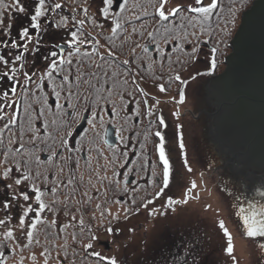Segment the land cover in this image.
Listing matches in <instances>:
<instances>
[{"label": "rangeland", "instance_id": "1", "mask_svg": "<svg viewBox=\"0 0 264 264\" xmlns=\"http://www.w3.org/2000/svg\"><path fill=\"white\" fill-rule=\"evenodd\" d=\"M91 2H93V0H89V3ZM176 2L177 0H172V3ZM183 2L192 4V6H197L194 0H183ZM210 2L211 0H204L205 5ZM20 3L25 7L24 13H15L14 10H6V15L4 17L5 24L10 25V27L7 29L0 27V39L3 44L5 41L9 42L15 35L14 28L17 25L18 19L24 20L27 13H31V0H20ZM98 6H100L99 0L92 3V8L94 9L92 12L97 13ZM167 7L168 6H166V9ZM228 12L229 14L231 13L230 6ZM243 14H240L239 17L237 16L236 26L238 29ZM233 18L235 19V16H233ZM233 18L232 16L230 17V19L234 20ZM101 24L102 21H99L96 17L93 20L91 28L96 29L95 31L98 34L101 33L102 30L106 32V34L109 33L111 28L105 29L104 27H100ZM25 27H29V25H23L21 30ZM53 29L55 30V26L54 28H43V44L45 49H47V51L49 50V55L45 57H48V59L43 58L40 66L32 68L30 64L34 62L36 56L31 53V56L28 57L29 60H27L26 57V63L24 64L25 61L22 62L25 65L24 67H26L25 71L28 72L29 75H32V73L43 75L45 66L50 64L52 59H58L60 56V46H67L69 50V46L66 43V41H68L65 35L66 32L57 29L56 31L59 33L55 34L52 33ZM47 31H50L49 36H46ZM234 34L235 28H231L227 37L228 41L225 39L222 44L216 41V44H220L219 48L221 49L219 57L221 55L224 56L225 51H222V48L226 46L227 42H229L228 46L230 47L231 41L235 36ZM232 35L234 36L232 37ZM56 36H61L62 39L53 41L54 38L57 39ZM35 38L36 37H33V39ZM20 42L23 41L21 40ZM100 42L102 43V41ZM104 47L103 50L106 55L104 60L108 61L109 56L107 52L109 50L106 46ZM151 47L153 46H150V48ZM82 49L87 50L89 48L83 45ZM229 49H231V47ZM0 50L3 53L5 51L3 47H0ZM68 50L63 52L64 56H66ZM53 51L58 53L55 58L50 56V53ZM153 51L154 47L150 52ZM188 52H190V50ZM226 52L228 54L229 50L227 49ZM0 55L2 54L0 53ZM210 56L211 49L205 44L201 49V59L195 64L187 66L188 68H183V70L178 73L182 80L187 81L186 85H183V92L185 95L183 104L177 103L180 98L178 91L182 89L180 81L175 83L172 80L174 85L169 86L170 90L161 93L157 85L146 84L139 79L140 77L138 78L141 88L144 89L143 95L147 93V95L144 96L148 101V106H152L154 113L158 114V116L163 115L169 125L166 130V138H168L171 143L170 161L173 164L174 175L181 177L182 183H177L174 180L170 183L169 188L165 190L164 196H161L153 204L149 205L147 209L140 207L139 212L133 211V214H129L127 219H125V213L122 212L124 211L122 209H133V204L123 199H119L121 201L119 203L116 201L110 202L109 206H104L93 212V216L98 219L97 224L100 226L98 232H95V235H97L99 239L92 241L94 250L109 257L116 256L120 264H232L231 258L224 252L226 237H224L222 230L219 229L220 220L225 222V226L233 235L234 255L238 264H264V251L259 247L260 244H264V237H246L242 218L237 215L241 208L245 209V214H251V212L259 211L260 208L264 206V195H262V193H264V182L235 172L227 167L214 143L209 127V111L206 102L207 88L211 80L223 73L225 70V61H223L224 66L219 65V75H215V73H212ZM65 58H67V56ZM72 59L73 64H76L83 58L73 56ZM93 59L95 62L100 60L98 57ZM219 59L220 58H218V60ZM119 62L124 67L121 58H119ZM22 63H19V65L21 66ZM4 70L5 69L0 67V73L5 72ZM17 70V77L20 84L17 86L16 96L13 97L9 95V97L17 101L19 109L18 102L23 95L22 93L27 89L34 88L39 81L37 80V76H33L30 86L29 84L26 85L23 76L24 69L17 68ZM125 70L126 72H129V70L132 71L128 65H125ZM170 72L171 71L166 72V75H172ZM197 73L201 74L197 75ZM53 75L55 80L59 83L61 81V76H57L56 74ZM192 76L196 77L195 80L192 79ZM166 78L168 77L166 76ZM4 80L5 78L0 80V101H2L3 91H7ZM46 81L48 80L46 79ZM43 83L48 90V96L43 97V99H47V104L41 103L42 106L45 107L48 103L50 105V103L53 102L52 97L55 96V94L52 91L53 85L50 81L48 83L43 81ZM168 83L169 81L166 80L165 84ZM48 84L51 85V87H49ZM119 92H121V94H119ZM132 93L133 98L138 94L131 84L127 86L124 82H122V85L117 90L113 88L111 100L108 102L102 100L105 103L100 101L102 102L100 104L101 107L95 109V111H99V113L104 116L105 123H107L104 132H102L101 128L100 134L97 132L95 137L91 135L90 131L84 132L82 141L84 140L85 143L101 144L103 148H105L103 137L105 136L109 124L121 128L126 125L127 121L133 124V119L137 118L136 115H131L130 113L132 111L127 113L125 110L127 108L126 105L124 107V112H121V109H119L121 105L125 104L124 100L126 96H131ZM104 96H107V93L106 95L104 94ZM173 97H175V99H173ZM62 98H64V93L61 92L60 101L64 102ZM113 101L115 102L116 112H118L119 115L111 112L112 116H110L107 111L112 109ZM157 101H159V104L156 103ZM6 103L7 102H0V107H3ZM130 106L133 108V105H129L128 109ZM15 110L16 106H13V108L5 107L4 113L11 116ZM176 112H179V118L174 115ZM67 113L69 114V112ZM84 113H86V111L80 113L81 118L78 119L77 122H81ZM145 117L144 115L143 118L145 119ZM96 123H99L98 118ZM178 125L182 126V128H178ZM181 131L185 144L183 150L179 148V133ZM101 138L103 139L101 140ZM44 140L47 144L53 143L52 139L50 141L49 139ZM43 144L46 145L45 143ZM7 145L11 146L12 144H9L8 141ZM7 145L3 143L0 144V172L4 170L5 154H7L8 160L12 161V163L8 164L9 167H13L16 160H21L20 156L14 154L12 148L8 150V153L5 152ZM185 153L188 166L192 168V172H188L187 168L184 166ZM41 164L42 162L39 160L35 168V170L38 169L36 173L32 170L33 176L37 173L41 174L40 179L36 180V184L40 187L41 191L46 193L45 197H47L46 201L49 205L40 213V218L42 221L48 219L57 224H63L64 231L63 235L60 237L62 241L65 240V246H68V249L63 246L61 242H58L57 238H52L51 231H48L41 224L38 225L34 232L32 243L30 245L28 244L26 233L32 231L30 224L35 219L36 213H29L27 217H24L26 226L23 230L19 227V219L23 216V210L26 209L28 205H31L33 209H38L39 207L38 203L35 201L34 194H32L31 182H29L26 189L31 195V199L28 202H24L22 199L13 200L11 190L6 189L3 184H0V220H5V224L0 225V243L5 242L4 244H6L8 242L7 249L11 251L9 255L12 261L15 259L20 260L21 257H23L24 263L27 264H43L45 258H47L48 264H54V262L57 264H62V262L63 264H99L97 258L91 255L92 250H88L84 247V245L89 242L91 236L94 235H89L87 233L86 219H83L84 225L81 227L80 224L73 219H68L64 215L53 213L54 210H57V208H55L57 202L60 203V206L63 204L62 199L64 196H60L61 193L59 195L60 191H57L56 195L51 193L52 180L49 179L44 183V177L45 175L49 177L50 174H53L55 171L49 168L46 172L47 169L42 170L43 168H40ZM128 165L129 161L120 172H123L119 180L120 186L122 187L124 181L130 186L129 192H133L136 189L142 191V188L146 187L149 190L145 191V194L151 195L152 197L150 199H152L153 193L157 187L160 186L159 183L161 181L153 185L150 179H148L147 182L143 183L142 181L144 180H142V178L141 181L138 180L141 176L140 170L142 169L138 167L135 169L131 168L130 170L125 169ZM47 166L49 167V165ZM39 169L41 170L39 171ZM160 170L161 169H159L158 173H160ZM13 176L14 178L19 176V174L15 172V169ZM128 181L131 182L129 183ZM155 181H158V178H155ZM192 181H195L197 184L196 189H194L192 193L195 199L189 200L187 204L181 203L175 207L174 211L168 209L165 206L167 197L172 196L174 199L183 200L185 189L191 187ZM7 182L10 183L11 180ZM137 182L142 183L137 185ZM141 185H145V187H141ZM23 187V185L17 187L16 191L19 192ZM150 199L147 197L142 203ZM6 201L11 205L9 209L4 208V203ZM101 201L109 203L107 200ZM120 203L123 204V207ZM142 203H140V205ZM209 205L211 207H208ZM63 206L62 208L68 213L69 209L67 210ZM153 209L157 210L159 214L156 216L150 215L149 213ZM101 213H103V215H101ZM117 215L120 217L119 220L114 218ZM109 227L113 229L112 233L106 231ZM9 229H12L14 232L13 239L6 238V232ZM33 255L36 256L35 261L32 260Z\"/></svg>", "mask_w": 264, "mask_h": 264}, {"label": "trees", "instance_id": "2", "mask_svg": "<svg viewBox=\"0 0 264 264\" xmlns=\"http://www.w3.org/2000/svg\"><path fill=\"white\" fill-rule=\"evenodd\" d=\"M12 1L13 0H5L6 3H10ZM254 1L255 0H217L218 7L214 11L211 21L204 23L203 26L197 23L195 28H193L191 25H187V22H184L186 28H181L178 17L170 18L169 21H160L154 15V9L151 6L150 0H127L126 5L124 4V0H114L113 8L110 11L116 17V19L120 20L122 28L120 30H117L116 34L113 35L111 31V29L115 27V20L113 19V16L110 15L107 19H105L98 11L99 7L103 6L101 4L97 7V13L92 12V10H94L92 8L93 2L89 3V0H55V2L61 3L63 6L62 9L57 10L56 13H52L50 11L48 0H46V7L49 8L48 15L40 19L41 29L37 31L36 29L31 28L30 18L31 15H34L35 7L38 5L39 0H31V13H27V15L24 17V20L18 19L17 25L14 28L15 35L8 42V44L10 45L13 40L19 43L21 41L19 34L23 31L21 30V27L28 24V28H31L29 31V35L32 38H36L33 39V43L29 44V52L25 53L24 56L25 59L27 57V60H29L28 57L31 56V53L35 54L36 57L34 59V62L30 64V66L32 68L40 66V63H42L41 60L45 58V56L49 55V50L47 51L43 44V28H54L55 26V30L53 29L52 33L58 34L59 32L56 31L57 29L59 31L63 30L64 32H66V38L69 40L70 33L72 31H77L78 29H80V26L78 23H76V21L84 20L85 24L83 28L80 29V31L83 32L84 38L95 39L92 40L91 43L86 44V47L89 49H82V52H91L92 48L95 46L99 49V55L94 54L93 58H99V56L102 55L105 59L106 55L104 54L103 47L106 46L108 50L111 49L116 53L115 56H109L108 61L99 60L96 62L99 64H103V72H106L108 74V76L105 77L102 73H98L100 75V81H93V83L96 85V88L102 89L100 95H106L107 91H105V89L113 88V85H115L114 90H117L122 85V82L127 79V86L131 84L132 87L135 88V92H137L138 94L134 96V98L132 97L133 93L131 94V96H126L123 108L119 107V109H121V112H124V107L126 105V112L130 113L128 106L133 105V110L130 114L136 115L138 111L139 113H141L139 116L136 115V119H133V124H130V122L127 121L124 127H120L121 129L119 143L115 147L111 148L105 144V148H103V145L101 144H93L90 142L85 143L84 140L82 141L84 132L90 131L91 135L95 137L97 135V132L100 134L101 128L102 132H104L105 125L107 124L104 123V125L101 126L100 123L95 122L96 127L93 128L92 124L89 123V121L92 119L91 112L86 111L83 116H87V122L85 128L81 132L76 131V127L80 124L79 122H77L78 119L74 120V122H72V120L68 121L72 125V134L67 138L68 148H62L59 147L57 128L61 125L62 120L65 118L63 117V113L61 112V110L56 108V105L58 103L64 105L63 112H69V115H74V109L70 106L69 101L66 99L67 92L61 91L62 93H64V98H62L64 102H61L60 100L57 101L56 97L53 96V102L50 103V105L48 103V105H45V107L42 106L41 102H37L35 100L36 97H40L42 100L43 97L48 96V90L44 83V87L42 88H38L36 85L32 89H27V98L25 97L24 93H22L23 95L20 97L18 102L19 109L18 116L15 117L16 123H8V115L5 116L4 120H0V133H2V135H0V141H2L0 142V144L3 143L4 145H7L10 139L13 140L14 143H12L11 146L7 145L5 152L8 153V150L12 148L14 150V154L17 155L16 148L21 142H23L26 145V149L23 152V158L21 160L22 164L29 167L31 172L32 170H34V172L36 173L38 169L35 170V168L37 167L38 162L35 160V157L38 156L40 158V161L42 162V164L40 165V168H43L42 170L47 169V172L50 168L51 170L55 171L53 174H50L49 177L48 175H45V177H48L47 181L49 179L52 180L51 187L58 185L59 190L57 191H60L59 195L61 193L60 196H64V198L62 199L63 204L61 206L60 203L57 202L55 207L57 208V210H54V212L52 211L54 214L64 215L68 219L76 217V219L73 220L77 223H79L80 219H86L85 222L87 224V233L89 235H95V232H98V230L100 229V226L97 224L98 219L93 216V212L96 209L102 208L104 206H109L110 202L113 201L121 202L120 200L123 199L130 202L135 200L136 204H133V211H135V209L140 206V203H142L143 200H145L147 197H149V199L152 197L151 195L145 194V191L149 190L145 187V185H141V187H145L142 188V191L136 189L133 192H129L128 190L130 186H128L124 181L122 183V187L120 186V182H114L119 181L122 177L123 172H120L126 164L125 161L128 162L129 159H131V161L129 162L128 167L125 168L128 170H130L131 168L135 169L137 167L140 169L141 162H145L146 170H140L141 176L138 178L139 181H141L142 178V180H144L142 181L143 183L147 182L148 179H150V181L153 180V177L151 175L152 165H158L156 156L153 154V144L156 138L152 135H149L147 141H145V129L148 126L150 119L152 121L153 127H148V132L154 133L157 130L158 114L154 113L151 118H149L145 114L149 106L148 103H144L146 98L143 93L139 91V89L141 88L139 81L141 80L146 84H155L157 86L159 84H164L165 88L167 90H170L169 86L174 85L173 82L177 83V80L174 79L175 75L180 73L183 68H188L187 66H190L192 64L187 61L186 55V52L191 50L192 45L197 44V46L201 50L206 44V46H209L211 49L213 46L220 45L216 44V41L219 42L220 40L225 39L226 41H228L227 37L231 28H235V34L238 30L236 26L237 16L239 17L240 14L242 15L246 10H248ZM229 6L231 7L230 14L228 12ZM83 7L89 8L87 15H85V13L83 12ZM121 8H123L124 10L121 11ZM0 11L6 12V10ZM180 15H185V13L182 12ZM188 15L199 17V14L195 13H189ZM73 16L76 17V21L72 19ZM231 16L232 18L233 16H235V19H230ZM65 17H67L66 26L63 23ZM96 17L99 21H102L101 25H103L105 29L111 28L109 33L106 34V32H103L102 30L101 33L98 34L95 31L96 29L91 28V25H93V20ZM161 24H165L169 28H171V33L165 34L163 28L161 27ZM57 25L60 26L57 27ZM133 29H135V31H133ZM220 29H225V32L222 33ZM208 31H211L213 35L209 36L207 34ZM47 32L46 36H49L50 31ZM148 32H153L154 36H149ZM192 32H196L197 36H199L198 42L196 40V37H193L191 35ZM165 35H167V39L162 38ZM234 35H232V37ZM56 37L57 39L54 38V40H52L59 41L60 39H62L61 36ZM96 40L99 41L98 46L95 44ZM100 41H102V43ZM189 41H191L192 43H189ZM24 42L25 41L20 42V44H23ZM228 43L229 42H227L226 46L222 48V51H225L224 56L221 55L219 57L220 52L217 53V66L212 72L215 73V75H219V67L221 65L224 66L223 61L231 52ZM137 45L146 47L147 51H144L142 47H137ZM150 46L154 47L153 52L149 51ZM0 47H3L1 39ZM36 47L39 48L38 52L35 50ZM133 48H135L134 53L131 51ZM181 48L183 49L182 51L180 50ZM227 49L229 50L228 54L226 52ZM10 51L11 55L9 54ZM21 52H23L22 48L16 50H5L4 53L0 50V53L9 60L8 66H4L2 63H0V67L5 69L4 71H7V69L8 71H10L12 67L21 68L19 63H22L25 60H14V56L20 54ZM59 54L61 55L60 52ZM59 57L58 59H56L57 61H59ZM76 57H82L83 59L72 65L73 75L70 79L72 80L73 84L75 83L74 77L76 66L78 64L89 65L92 63L88 60L87 57H84L82 55ZM119 58H121L122 61L127 59L129 61L128 67H130L132 71L126 72L125 65L123 64L124 67L121 65V63L119 62ZM218 58L220 59L218 60ZM25 63L26 61L24 62V64ZM25 68L26 67H23V72H26ZM168 71H171L170 74L172 73V75H166V72ZM137 73H140V78L138 77L140 80L137 78ZM54 74L60 76L57 73ZM166 76L168 78H166ZM170 77H172L171 80ZM105 79L108 80L107 84H104ZM166 80L169 81L168 84H165ZM48 82L49 81H46L45 79V83ZM4 84L7 86V90H9L13 86V82L6 78L4 80ZM48 86L51 87V85L49 84ZM73 90L77 91V89L75 88ZM79 91L81 95H83L84 89H80ZM181 91H183V85L182 89H179L178 92L180 93ZM121 92H119V94H121ZM102 102L105 103L104 101ZM102 102H100V104ZM71 104L76 105L75 112H78L79 116L81 115L80 113L85 111L84 100L73 98ZM26 105H31V108H29L28 112L25 111ZM41 108L44 109L43 116H39L38 113ZM95 109L96 108L92 109V111H95ZM111 112V110L107 111L110 116H112ZM29 113L34 116H39V119H34L31 122L32 129H39V132L35 133V135H38L43 140L49 139L50 141L52 139V142L55 139L54 145L53 143H49L46 146L41 143L40 139H37L35 141V146L30 143V141L33 139L34 132L29 128ZM144 115L146 116L145 119L143 118ZM46 120L49 122V127L47 129H45L44 127V122ZM53 121H55V123H53ZM6 124L7 126H5ZM60 135H63V133H60ZM103 138H101V140ZM143 144H146L147 147L142 148L141 145ZM49 147L52 148V151L57 152V155L54 156L51 160H49ZM125 152L127 153L126 156L123 155V153ZM45 156L47 158L46 160L44 159ZM68 157L71 158L66 159ZM47 165H49V167ZM61 168L63 169L62 172L60 171ZM159 169L161 168L157 166V176L155 178H158V181L156 182L159 183V181H161L159 183V185L161 186L162 169L160 170V173H158ZM40 170L41 169H39V171ZM114 173L116 174L115 176L113 175ZM101 177L107 178L102 180ZM69 180L73 181L71 185L68 184ZM46 182L44 180V183ZM142 182H137V185H140ZM85 193H87V195H85ZM42 199L48 205L46 201L47 197L44 196V198ZM101 200H107L109 203L102 202ZM97 205H99L100 207H97ZM120 205L123 207L122 203H120ZM62 206L67 210L69 209L68 213L65 212ZM122 210H124V208ZM133 211L130 214H133ZM122 212L125 213V211ZM41 225H43L48 231H51L52 238H57V241L61 242L63 246L66 245L65 240L62 241L60 237L61 235H63L64 231V227L62 226L63 224L60 225L46 219L45 221H42ZM4 243H0V252L4 254V260L7 261V264H19V261L21 259H15L14 261H12L11 256L9 255V252L11 253V251L7 249L8 242L6 244ZM65 247L68 249V246ZM54 264L57 263L54 262Z\"/></svg>", "mask_w": 264, "mask_h": 264}, {"label": "snow or ice", "instance_id": "3", "mask_svg": "<svg viewBox=\"0 0 264 264\" xmlns=\"http://www.w3.org/2000/svg\"><path fill=\"white\" fill-rule=\"evenodd\" d=\"M96 0H93V3H95ZM100 4L103 5L102 7H99L98 11L101 13V15L107 19L110 15L113 16V19L115 20V27L111 29L113 35L116 34L117 30H120L122 28V24L119 19H116V17L111 13V9L113 8L114 5V0H99ZM151 6L154 9V15L160 20V21H169L170 18H179L180 21V26L181 28H186L185 23L187 22V25H191L193 28L196 27L197 23H199L201 26H203L204 23L211 21L212 16L214 11L218 7L217 0H211L210 3L207 5L204 4V0H194L195 5L197 6H192V4H186L183 2V0H177L176 3H172V0H150ZM49 6H50V11L52 13H56L57 10L62 9V4L55 2V0H48ZM124 4H127V0H124ZM166 6L167 9H166ZM0 10H14L15 13H24L25 12V7L21 5L20 0H13L11 4L6 3L5 0H0ZM124 9L121 8V11ZM49 8L46 7V0H39L38 5L35 7V12L34 15H31V28L36 29L39 31L41 29V24H40V19L42 17H45L48 15ZM75 11V9H74ZM89 8L88 7H83V12L85 15L88 14ZM182 12L185 13V15H180ZM189 13H195L199 14V17L197 16H191L188 15ZM6 12L0 11V27L7 29L10 27V25L5 24V17ZM72 19L76 21V17L73 16ZM64 25H67V17L64 18L63 21ZM76 23L79 24L80 29L83 28L85 21L84 20H78ZM95 23V21H94ZM60 25H57L59 27ZM100 27H103V25H100ZM161 27L164 30L165 34L171 33L172 29L169 28L165 24H161ZM78 29L77 31H72L70 33V39L66 41V43L69 46V51L67 54V58L63 54L60 55L59 61L57 62L56 59H52L50 61V64L45 66L44 69V74L43 75H38L37 73H32V75H29L28 72H23L24 76V81L25 84H30L32 83L33 76H37V80L40 82L37 84L38 88L44 87L43 81L47 79L50 81L53 85L52 91L55 94V97L57 101L60 100L61 98V91H66L67 92V97L66 99L69 101L70 106L74 109V115H69L68 113L63 112L64 105L62 104H57L56 108L60 109L61 112L63 113V117L65 119L62 120L61 125L57 128V137L59 139V147L62 148H68V137L72 134L71 133V123H69V120H72L74 122L75 119H80L81 117L78 115V112H75L76 110V105L71 104V101L73 98H78L81 100L85 101V111H90L92 120L89 121L90 124H92V127H96V120L97 118L99 119V123L101 126L104 125L105 120L104 116L97 111H92L94 108H100V101L104 100L105 102H108L111 100V97L113 95V88L115 85H113V88H108L105 89L107 91V96H102L100 95L102 89L96 88V85L93 83L95 80L96 82L100 81V75L98 73H102L105 77L108 76L106 72H103V64L96 63L95 60L93 59V55H99V49L98 47H93L91 52L84 51L82 52V46L89 44L94 40L95 38H89L85 39L83 32ZM135 31V29H133ZM220 31L223 33L225 32V29H220ZM207 34L209 36H212L213 33L211 31H208ZM20 39L22 41H25L23 44L18 43L17 41L13 40L11 44L9 45L7 41L4 42L3 48L5 50H16V49H23V52L20 54H17L14 56L15 61H23L25 60V53L29 52V44L33 43V38L29 35V28L25 27L22 32H20ZM149 36H154L153 32H148ZM191 35L193 37H196L197 42L199 41V36H197L196 32H192ZM163 39H167V35L162 37ZM38 43V41H37ZM189 43H192L189 41ZM218 43H224L223 40L219 41ZM95 44L98 46L99 41L96 40ZM137 47H142L144 51H147V48L142 46V45H137ZM35 50L38 52L39 48L36 47ZM181 51L183 50L182 48L180 49ZM133 53L135 52V48L131 50ZM63 50H61V53ZM221 52V49L219 46H213L211 48V69L215 70L217 66V53ZM11 55V51L9 52ZM58 53L56 51H53L50 53V56L55 58L57 57ZM84 56L87 57L88 60L92 61L91 64L89 65H83V64H78L75 68V83L73 84L72 80L70 77L73 75V56ZM108 56H115L116 53L109 49L107 52ZM187 61L195 64L198 60L201 59V50L197 46V44H193L191 47L190 52L187 54ZM45 59H48V57H45ZM99 59L101 61L104 60V56H99ZM0 63H2L4 66L9 65V60L5 58L4 55H0ZM124 65H128L129 61L127 59L123 60L122 62ZM25 65L22 63L21 68H23ZM86 69V70H85ZM17 68L12 67L10 71H5L3 73H0V80H3L4 78H7L13 82V86L7 90L3 91L2 95V101L0 102H7L4 104L3 107H0V120H4L6 113H4V108H13V106H16V110L13 112L11 116H8V123L15 124L16 119L15 117L18 116V105L17 101L15 99H10L9 93L12 94L13 97L16 96L17 94V86L20 84V81L17 77ZM130 72V70H129ZM54 73H57L61 76V81L58 83L55 78H54ZM201 73H197V75H200ZM140 76V73H137V78ZM195 76H192V79L195 80ZM135 79V78H134ZM172 78L170 77V80ZM175 80L180 81L182 85H186L187 81L182 80L181 76L179 74L175 75L174 77ZM108 80H104V84H107ZM125 84L128 83V80L126 79L124 81ZM77 89V91H74L73 89ZM159 91L161 93H164L167 91L165 88L164 84H159L158 85ZM59 89V90H58ZM80 89H84L83 95L80 93ZM94 90V93H93ZM140 92H144L143 88L139 89ZM25 97L27 98L28 92L25 90L24 92ZM94 95V98H93ZM146 96L147 93H144ZM179 100L177 103L183 104L185 101V95L184 92L181 91L179 93ZM175 99V97H173ZM35 100L37 102H41L42 104H47V99L44 98L41 100L40 97H36ZM144 103H147L145 100ZM159 104V101L156 102ZM113 106L111 111L114 112L115 114L119 115L118 112H116L115 108V102H112ZM123 108V105H121ZM29 108H31V105H26L25 111L28 112ZM149 118H151L154 115L153 107L149 106L146 110L145 113ZM44 115V109L41 108L39 111V116ZM137 116L140 115L139 111L136 113ZM174 115L179 118V112L174 113ZM39 116H34L31 113H29V119H28V124L29 128L32 129V120L34 119H39ZM157 122H158V127L157 130L154 133L148 132L147 128L148 127H153L151 119L149 120V124L146 127V135H145V141H147V138L149 135H152L156 138L153 144V154L156 156L157 164L152 165V170H151V175L153 177V180L151 183L155 185V177L157 176V171L156 168L159 166L162 169L161 172V178H162V184L161 186H158V188L154 191L153 193V198L148 200L147 202L142 203L139 207L135 209L136 212H139L140 207H143L147 209L149 205L153 204L157 199H159L161 196H164L165 190L169 188L170 183H172L174 180L177 183H182V178L179 177L178 175H174L173 173V164L170 161V152H171V143L168 138H166V130L168 129L169 125L167 124L165 118L163 115H159L157 117ZM55 123V121H53ZM7 126V124L5 125ZM44 127L47 129L49 127V122L46 120L44 122ZM178 128H182V126H177ZM34 132L33 139L30 141V143L35 146V141L37 139L41 140V143H45L47 146V142L43 140L41 137L38 135H35V133L39 132V129H32ZM60 133H63V135H60ZM2 135V133H0ZM2 142V141H0ZM14 143L13 140H9V144ZM55 144V139L53 140V145ZM142 148L147 147L146 144L141 145ZM179 148L183 150L185 148L184 144V137L182 131L179 133ZM26 149V145L21 142L19 146L16 148V153L17 155L21 156V160L23 158V152ZM49 160H51L54 156L57 155V152L52 151V148L49 147ZM123 155H127V153H123ZM71 157H68L66 159H70ZM21 160H16L14 162L13 167H9L8 164L12 163V161L8 160L7 154H5V161H4V170L0 172V184H3L4 187L8 190H11L12 192V199L13 200H19L22 199L24 202H28L31 199V195L29 192L26 190L28 187L29 182L30 186L32 188V194L35 196V201L38 203L39 207L38 209H33L31 205H28L26 209L23 210V216L19 219V227L21 230H23L26 226V221L24 217H27L29 213L35 212V219L32 221L30 224V228L32 231H28L26 233L27 236V241L28 244L30 245L33 241L34 238V232L37 228V225L42 223V220L40 218V213H42L48 205L45 203V201L42 199V197L45 196V192L41 191L40 187L37 186L36 180L40 179V173H37L36 176L32 175V172L29 167L21 163ZM35 160L39 162L40 158L38 156L35 157ZM90 160V157H89ZM127 163V161H125ZM123 166V165H121ZM184 166L187 168L188 172H192V168L188 166V161H187V156L186 153L184 154ZM15 172L19 174L18 177L14 178L13 173ZM141 169L146 170L145 168V162H141ZM60 171L62 172L63 169L61 168ZM114 176L116 175L115 173L113 174ZM107 177H101V179H106ZM11 180L10 183L7 181ZM45 182L47 181V177H44ZM115 183H119V181H114ZM73 183L72 180L68 181V184L71 185ZM24 186L21 188L19 192L16 191L17 187ZM197 184L195 181L191 182V187H187L184 192V198L183 200L180 199H174L172 196H168L166 199V207L171 210H175V207L180 205L181 203L187 204L189 200L195 199V197L192 195L193 190L196 189ZM58 189V185L54 186L50 189L51 193L53 195H56ZM87 195V193H85ZM264 195V193H262ZM55 202V201H54ZM119 203V201H117ZM132 204H136V201L133 200L131 202ZM10 203L5 202L4 203V208L9 209L10 208ZM97 207H100L97 205ZM208 207H211L210 205ZM125 211V219L128 218V214H130L133 209L128 208L124 209ZM152 216H156L158 213L157 210L153 209L150 213ZM166 214V213H164ZM103 215V213H101ZM242 218L243 225H244V230H245V235L248 238H256V237H264V206L260 208L259 211H253L251 214H245V209L241 208L240 211L237 213ZM115 219L119 220V215L114 217ZM72 219H76V217H72ZM80 225H84V220L80 219L79 221ZM5 224V220H0V225ZM219 229L222 230L224 237H226V247L224 248V252L227 253L228 257L231 258L232 264H238V261L234 255V243H233V235L229 231V229L225 226V222L223 220L219 221ZM106 231L108 233H112L113 229L111 227L107 228ZM6 238L7 239H13L14 238V232L12 229H9L6 232ZM99 237L97 235L91 236L90 240L88 243L84 245V247L88 250L91 251V255L99 261V264H120L116 256H106L101 254V252L94 250V244L92 241L98 240ZM260 249L264 251V244L259 245ZM32 260H36V256H32ZM0 264H7V261L4 260V254L0 252ZM19 264H24L23 257H21V260L19 261ZM44 264H48L47 258L44 260ZM63 264V262H62Z\"/></svg>", "mask_w": 264, "mask_h": 264}, {"label": "water", "instance_id": "4", "mask_svg": "<svg viewBox=\"0 0 264 264\" xmlns=\"http://www.w3.org/2000/svg\"><path fill=\"white\" fill-rule=\"evenodd\" d=\"M230 47L225 70L207 88L209 127L225 165L264 182V0H256L243 14ZM86 122L84 115L76 131ZM106 142L110 147L118 142L112 126Z\"/></svg>", "mask_w": 264, "mask_h": 264}, {"label": "flooded vegetation", "instance_id": "5", "mask_svg": "<svg viewBox=\"0 0 264 264\" xmlns=\"http://www.w3.org/2000/svg\"><path fill=\"white\" fill-rule=\"evenodd\" d=\"M132 111V108H131V106H130V108H129V112H131ZM109 126H112L113 128H114V130H115V137H117V139H118V142H117V144L119 143V137H120V127H116L115 125H113V124H109L108 126H107V129H108V127ZM106 132H107V130H106ZM106 132H105V136H104V143L107 145V142H106ZM116 144V145H117ZM108 146V145H107ZM45 158H46V156H45ZM47 159V158H46ZM45 159V160H46ZM131 161V159L129 160V162ZM129 183L131 182V181H128Z\"/></svg>", "mask_w": 264, "mask_h": 264}]
</instances>
